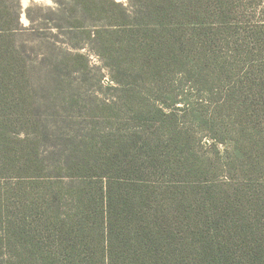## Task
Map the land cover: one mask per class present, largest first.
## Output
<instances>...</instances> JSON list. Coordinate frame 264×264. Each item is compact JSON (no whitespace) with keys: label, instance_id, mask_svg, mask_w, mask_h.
I'll list each match as a JSON object with an SVG mask.
<instances>
[{"label":"trees","instance_id":"trees-1","mask_svg":"<svg viewBox=\"0 0 264 264\" xmlns=\"http://www.w3.org/2000/svg\"><path fill=\"white\" fill-rule=\"evenodd\" d=\"M236 1L51 0L24 27L0 0V264H264V24ZM91 56L116 96L73 120Z\"/></svg>","mask_w":264,"mask_h":264},{"label":"rangeland","instance_id":"rangeland-1","mask_svg":"<svg viewBox=\"0 0 264 264\" xmlns=\"http://www.w3.org/2000/svg\"><path fill=\"white\" fill-rule=\"evenodd\" d=\"M4 1L8 2V0ZM116 1L126 4L128 0ZM20 4L22 7L21 23L24 25V27H27L29 25V21L27 20L26 16L27 8H29L33 4L48 7L52 5V2L51 0H20ZM235 4L237 6H240L242 11V14L238 15L239 19L242 18L241 21H244L239 23L240 27H248L249 29H253L258 23L264 24V0H237ZM39 15H41L40 11L34 12V17H37ZM40 27L41 29H45L44 31L46 32L52 31L51 33H54L53 30H51L50 26L41 25ZM223 47H225V45H223ZM91 61L93 65L100 69V72L103 75L101 78L95 76V73H91L88 79L84 82L75 79V76H73V78L75 79L74 82L84 87L82 95L84 96V98L82 97L83 99H80L78 103H75L73 105L68 104L67 101L64 102L63 98L58 99L61 103H58V107L56 108V110L62 112V114L64 113V115H68V117H73V120H76V118H79V120L81 121H92L91 119L97 120L95 119V116H98L99 113L93 112V110L98 111L99 109L92 108L91 104L94 103L97 105L116 96V91L108 88L110 86H116L112 81L109 70L103 67L101 61L96 56H91ZM74 102L77 101L74 100ZM33 109L34 110H28V112L39 114L40 112L45 110V102L39 100L37 102V105ZM211 136L212 134H206L203 136L200 134L199 130L194 129L193 144L196 149L195 151L198 154L214 157L215 150L211 146L214 139ZM18 137H21V133H19L17 136L15 133H12L10 140L12 142L17 141L19 139ZM100 145H98V147H100ZM52 147H55L54 143H48L46 146L40 147L39 158L52 159L55 161L58 160L60 156ZM62 175L64 176V174ZM49 176H51V180L57 181L54 175ZM63 180L68 181L70 179L68 177H64ZM6 183L9 186H14L16 180L15 178L8 179V182Z\"/></svg>","mask_w":264,"mask_h":264}]
</instances>
